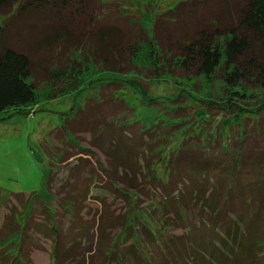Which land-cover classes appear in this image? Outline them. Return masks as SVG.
<instances>
[{"label":"trees","instance_id":"trees-1","mask_svg":"<svg viewBox=\"0 0 264 264\" xmlns=\"http://www.w3.org/2000/svg\"><path fill=\"white\" fill-rule=\"evenodd\" d=\"M0 20V114L34 103L44 82L54 98L76 91L91 66L149 79L211 77L232 98L264 92V0H184L149 30L109 0H0ZM144 47L152 66L141 69ZM121 87L102 85L43 140L50 173L38 194L51 200L5 197L0 188V264H29L33 232L51 241L53 264H264V111L227 144H203L191 125L175 148L171 130L146 126ZM176 102L174 121L189 116ZM84 134L96 152L80 146ZM113 194L132 203L155 194L162 205L127 218L106 203ZM90 200L99 215L91 217Z\"/></svg>","mask_w":264,"mask_h":264},{"label":"rangeland","instance_id":"rangeland-1","mask_svg":"<svg viewBox=\"0 0 264 264\" xmlns=\"http://www.w3.org/2000/svg\"><path fill=\"white\" fill-rule=\"evenodd\" d=\"M109 1L118 2L130 18L138 20L142 27L149 30L158 16L174 9L184 0ZM149 53L150 50L147 47L138 53L135 64L141 69L152 66ZM79 82L76 91L68 90L56 98H54L55 90L50 89L44 82L40 84L34 103L12 108L0 114V188L4 192L3 196L8 197L10 193H34L42 199L51 200L50 196L38 194L45 189L47 176L50 173V160L43 152L42 142L55 129L63 126L68 115L84 108L88 98L96 97V92L107 82L122 84L123 98L130 106L136 108L138 118L146 126L159 125L166 130H171L172 140L175 142L172 145L175 148L184 137L193 135L190 132L193 129L191 125L195 127L197 135L201 134L200 140L203 144L209 141L215 142L218 139L222 141V144H227L234 134L242 135L238 131L243 129L246 121H249L251 125L254 124L255 114L264 111V92L234 91L241 94V97L232 98L233 91L227 90L220 81L205 76L190 81L171 75L149 79L140 73L128 75L102 73L91 66L83 73ZM215 99L221 100V104L219 102L214 105ZM231 99L234 100L233 104L228 102ZM180 100L186 102L184 106L189 107L187 110L189 116L174 121L172 120L175 115L174 105ZM90 141L91 135L84 134L80 146L96 152L89 146ZM52 142L55 147L59 148L57 141L52 140ZM78 150L74 151L79 153ZM171 152L172 148L169 153ZM98 154L100 159L105 161L103 155ZM61 165L58 171L60 177H63L67 166ZM95 195H98L97 192L93 193V196ZM33 199L35 200L36 197L31 200ZM133 200L132 203L131 199L124 200L113 194L106 197L105 201L116 209L114 210L116 215L125 213L128 214L127 218L132 215L133 211L129 213L130 209L136 210L140 207L146 210L150 205L156 204L157 207L162 205L160 197L155 194L151 197L141 196ZM87 204L93 210L91 217L99 215L102 211V206L97 200H90ZM4 215L5 210L0 205L1 221ZM39 218L41 217L37 216V219ZM113 233L116 238L118 233ZM181 233L172 232V234ZM32 235L37 246L30 248L29 264H53L51 241L41 238L34 232ZM8 242L11 243L12 250L17 253L21 246V237L13 236ZM130 244H132L131 240L126 243V245Z\"/></svg>","mask_w":264,"mask_h":264}]
</instances>
